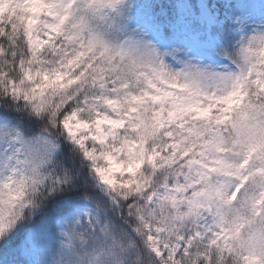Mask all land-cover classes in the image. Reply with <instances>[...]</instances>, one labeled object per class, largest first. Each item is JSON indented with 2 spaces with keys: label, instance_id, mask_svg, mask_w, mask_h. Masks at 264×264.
I'll return each mask as SVG.
<instances>
[{
  "label": "snow or ice",
  "instance_id": "1",
  "mask_svg": "<svg viewBox=\"0 0 264 264\" xmlns=\"http://www.w3.org/2000/svg\"><path fill=\"white\" fill-rule=\"evenodd\" d=\"M0 264H264V0H0Z\"/></svg>",
  "mask_w": 264,
  "mask_h": 264
}]
</instances>
